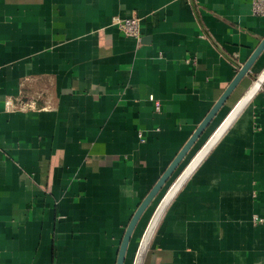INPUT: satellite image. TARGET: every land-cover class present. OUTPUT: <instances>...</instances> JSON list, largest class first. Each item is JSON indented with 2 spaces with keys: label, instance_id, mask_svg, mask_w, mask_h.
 Segmentation results:
<instances>
[{
  "label": "crops",
  "instance_id": "crops-1",
  "mask_svg": "<svg viewBox=\"0 0 264 264\" xmlns=\"http://www.w3.org/2000/svg\"><path fill=\"white\" fill-rule=\"evenodd\" d=\"M133 15L140 39L116 24ZM263 38L253 0H0V264H116L135 211ZM263 69L264 52L144 212L126 264ZM144 264H264V87L170 203Z\"/></svg>",
  "mask_w": 264,
  "mask_h": 264
},
{
  "label": "water",
  "instance_id": "water-1",
  "mask_svg": "<svg viewBox=\"0 0 264 264\" xmlns=\"http://www.w3.org/2000/svg\"><path fill=\"white\" fill-rule=\"evenodd\" d=\"M264 52V38L253 51L249 59L244 63V65L237 72L234 79L228 85L226 90L220 96V98L216 101L213 107L210 109L208 114L205 116L203 121L198 125L195 131L192 133L188 141L173 159L171 164L156 182V184L149 191L147 196L141 202L137 210L135 211L133 217L131 218L126 231L124 233L119 251L116 264H126L127 262V254L130 242L132 240L134 231L142 218L144 212L153 202V200L159 195L162 191L166 183L173 176L179 165L185 159V157L189 154L194 145L202 138L205 134L214 118L220 111V109L227 103L231 95L238 88V86L242 83L244 78L251 73V68L254 65L255 61L260 57V55ZM264 87V69L255 77L252 84L245 91V93L241 96V98L236 102V104L231 108L229 113L223 119V121L216 127V129L212 132V134L208 137V139L204 142L201 148L196 152V154L191 158L189 163L185 166L182 172L176 177L173 183L169 186L166 193L158 203L155 208L142 236L139 241V245L136 249L134 259L132 264H144L151 240L156 232V229L162 219L165 211L167 210L170 203L173 201L175 196L179 193L188 179L192 176V174L196 171L202 161L206 158V156L211 152L214 146L218 143V141L224 136L227 130L231 127L240 113L246 108V106L250 103L253 97L259 92V90Z\"/></svg>",
  "mask_w": 264,
  "mask_h": 264
},
{
  "label": "built area",
  "instance_id": "built-area-1",
  "mask_svg": "<svg viewBox=\"0 0 264 264\" xmlns=\"http://www.w3.org/2000/svg\"><path fill=\"white\" fill-rule=\"evenodd\" d=\"M253 11L256 15H264V0H253ZM116 24L127 36L137 39L141 38V19L139 16L133 15L126 18H121ZM6 104L8 108H11L13 106V101L7 100ZM259 220L262 221V219Z\"/></svg>",
  "mask_w": 264,
  "mask_h": 264
},
{
  "label": "rangeland",
  "instance_id": "rangeland-1",
  "mask_svg": "<svg viewBox=\"0 0 264 264\" xmlns=\"http://www.w3.org/2000/svg\"><path fill=\"white\" fill-rule=\"evenodd\" d=\"M131 251H132V248L129 247V249H128V254H127V258H129V257L131 256Z\"/></svg>",
  "mask_w": 264,
  "mask_h": 264
}]
</instances>
